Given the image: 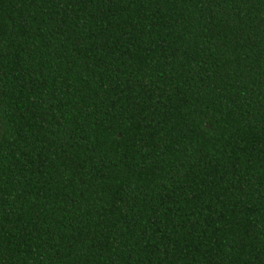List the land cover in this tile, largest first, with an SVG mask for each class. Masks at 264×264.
Returning <instances> with one entry per match:
<instances>
[{
  "label": "trees",
  "instance_id": "trees-1",
  "mask_svg": "<svg viewBox=\"0 0 264 264\" xmlns=\"http://www.w3.org/2000/svg\"><path fill=\"white\" fill-rule=\"evenodd\" d=\"M0 264H264V0H0Z\"/></svg>",
  "mask_w": 264,
  "mask_h": 264
}]
</instances>
